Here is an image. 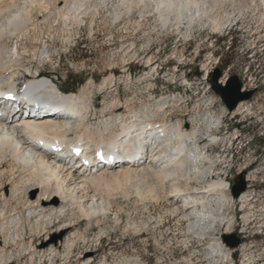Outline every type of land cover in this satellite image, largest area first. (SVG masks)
I'll list each match as a JSON object with an SVG mask.
<instances>
[{
	"label": "rangeland",
	"instance_id": "374dc122",
	"mask_svg": "<svg viewBox=\"0 0 264 264\" xmlns=\"http://www.w3.org/2000/svg\"><path fill=\"white\" fill-rule=\"evenodd\" d=\"M234 2L233 7L224 4L227 12L235 10V17L220 21L223 24L220 30L207 22L190 26L183 22L179 29L174 21L163 25L153 3L147 0L146 8H135L114 22L108 19L110 10L104 8L101 20L97 19L93 29L86 23L81 30L73 31L71 38L68 33L67 39L58 30H51L49 35L44 28L37 27L35 32L41 40L49 42L40 46L36 60L27 59L23 64L30 63L32 69L42 70L44 76L62 87L64 96L77 92L91 80L99 84L108 76L107 65L115 62L117 70L111 76V86L102 92L93 90L90 100L96 108L91 112L97 116L90 119L91 123L104 120L100 116L104 104L117 96L123 106L118 112L124 114L154 100H176L173 108L165 114L156 112L154 118L169 115L166 122L175 124L179 120L184 131L198 128L196 125L207 115L219 118L211 133L223 139L222 143L210 142L207 132L197 137L199 150L206 152L202 163L205 168L212 165L213 172L200 185L192 179L188 185L192 190L211 180L225 179L229 184L226 194L231 196V185L239 173H244L246 189L242 194L246 202L234 199L224 211L225 219L232 223L230 233H235L241 243L236 249L224 247L226 252L229 250V264H264V0ZM238 11H241L239 16ZM217 13L220 14L214 16L224 15ZM64 39L68 40L67 44L62 42ZM30 41L26 45L32 47ZM18 43L16 47L20 51ZM214 69L221 73L219 81L234 75L241 81L242 89L255 90L248 101L240 103L242 110L227 112L211 91L208 75ZM16 82L20 88V77ZM125 105L128 107L124 108ZM123 180H108L106 185L102 182L104 185L98 188L99 204L104 203L105 208L100 204L99 208L104 209H99L97 218L90 220L76 211V205L71 206L74 211L54 221L52 227L43 226L46 238L42 234L37 236L41 229L35 230L38 224H43L40 217L30 218L23 210L22 223L15 228L19 248H13L14 264H84L85 261L87 264H189L187 259L191 264H207L204 258L208 247L216 240L222 243L225 227L215 224L214 230L195 232L196 228L189 227L191 221L182 213L171 214L170 201L177 206L181 204L179 198L174 201L176 197L166 196L169 186L161 188L151 177L147 181ZM180 182H183L181 178ZM150 185L155 189L149 194ZM38 193L28 190L26 198L34 202ZM57 205L60 203L56 202ZM15 216L19 218L18 213ZM33 234L36 236L29 243ZM67 239L74 241L68 255L63 248ZM51 246L59 247L60 256L52 260L40 257ZM23 249L40 253L31 262Z\"/></svg>",
	"mask_w": 264,
	"mask_h": 264
},
{
	"label": "bare ground",
	"instance_id": "6f19581e",
	"mask_svg": "<svg viewBox=\"0 0 264 264\" xmlns=\"http://www.w3.org/2000/svg\"><path fill=\"white\" fill-rule=\"evenodd\" d=\"M147 1L153 3L163 25L174 21L176 28L183 22L188 26L207 22L213 29L220 30L223 26L220 21L235 17V10L227 12L224 7L225 3L230 7L236 5L234 0ZM139 7L146 8V0H0V264L15 262L13 248L18 247L15 228L22 223L23 210L30 218L42 220L43 224L37 221L35 230L41 229L37 236H44L43 226L52 227L54 221L74 211L73 207L70 209L74 205L78 213L91 220L105 208L102 202L104 208H99L98 188L103 183L106 185L108 180L139 178L147 181L151 177V181L161 188L169 186L166 196L176 197L174 201L179 198L181 206L170 201L173 207L170 212L175 216L182 213L187 221H191L189 227L196 228L195 232L203 234L214 230L215 224L225 227L224 234L231 232L232 223L225 219L224 211L234 199L226 194L229 191L226 180H211L205 186L192 187V190L188 185L190 179L200 185L213 172V162L207 168L202 163L206 152L199 150L197 137L207 132L206 136L213 144L223 141L211 133L219 118L207 115L196 125L198 128L184 131L179 120L175 124L166 122L169 115L154 118L156 112L165 114L173 108L176 100H154L139 110H128L124 114L118 112L123 106L117 96L104 104L100 115L104 120L91 123L90 119L97 116L91 112L96 108L90 100L93 90L102 92L111 86V76L117 70L115 62L107 65L108 76H104L99 84L91 80L77 92L64 96L62 87L44 76L42 70L32 69L30 63L23 64L27 59L36 60L40 46L49 42L41 40L35 32L37 27L44 28L49 35L51 30H58L66 38L68 33L70 37L86 23L92 28L97 19L101 20L104 8L110 10L108 19L114 22ZM217 12H224V15L214 16ZM240 13L238 11V16ZM29 40L32 47L26 45ZM62 42L67 44L68 40ZM19 77L20 88L16 87ZM4 95H10V101H4ZM32 95L47 101V105H33L29 102ZM240 103L235 112L242 110ZM6 105L11 109H6ZM76 152L79 153L77 157ZM179 178L183 182L178 183ZM154 187L149 186V194L154 193ZM4 189L8 195L4 194ZM188 189L190 192L181 194ZM28 190L39 192L34 202L26 198ZM245 198V194H241L238 201L245 203ZM56 202L60 205L56 206ZM34 236L36 234L31 236L29 243ZM70 239L63 244L67 255L74 247V241ZM58 248L51 246L42 251L40 257L52 260L60 256ZM29 249L23 251L30 255L32 262L40 252H29ZM207 252L204 258L207 264H229V250L226 252L219 240L210 244ZM187 261L191 264L190 259Z\"/></svg>",
	"mask_w": 264,
	"mask_h": 264
},
{
	"label": "water",
	"instance_id": "95a60500",
	"mask_svg": "<svg viewBox=\"0 0 264 264\" xmlns=\"http://www.w3.org/2000/svg\"><path fill=\"white\" fill-rule=\"evenodd\" d=\"M208 84L211 91L220 99L227 112H232L240 102L248 101L255 90L242 89V83L237 76L226 78L224 83H220L221 73L214 69L208 75ZM246 189L245 175L243 172L237 175V179L230 187L232 199H238ZM222 243L229 249L239 247L241 240L235 233L223 234Z\"/></svg>",
	"mask_w": 264,
	"mask_h": 264
}]
</instances>
